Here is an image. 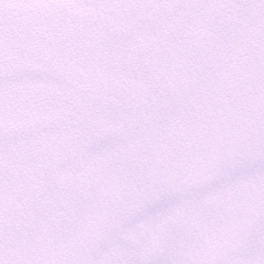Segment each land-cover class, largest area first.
I'll return each instance as SVG.
<instances>
[{"label":"flooded vegetation","instance_id":"flooded-vegetation-1","mask_svg":"<svg viewBox=\"0 0 264 264\" xmlns=\"http://www.w3.org/2000/svg\"><path fill=\"white\" fill-rule=\"evenodd\" d=\"M191 11L0 22V264H264V0Z\"/></svg>","mask_w":264,"mask_h":264},{"label":"rangeland","instance_id":"rangeland-1","mask_svg":"<svg viewBox=\"0 0 264 264\" xmlns=\"http://www.w3.org/2000/svg\"><path fill=\"white\" fill-rule=\"evenodd\" d=\"M16 1V0H13ZM32 1V2H31ZM143 0H102L101 3L105 4L103 8H88L91 5H94L95 2L91 0H54L49 2L48 0H23L20 2H11V3H2L7 5L4 12H11L17 14H30V13H46V14H56L59 12H66L69 14L81 13L82 11H88L90 15L94 13H101L97 18L103 23L106 21L105 11L107 8L113 5L114 8L120 7L121 5L124 9L129 8L131 5H136L133 3H140ZM37 3V4H36ZM0 4V5H2ZM101 10V11H98ZM88 14V12H87ZM126 30H137V27L126 28Z\"/></svg>","mask_w":264,"mask_h":264},{"label":"bare ground","instance_id":"bare-ground-1","mask_svg":"<svg viewBox=\"0 0 264 264\" xmlns=\"http://www.w3.org/2000/svg\"><path fill=\"white\" fill-rule=\"evenodd\" d=\"M2 1H4V2H10L11 0H2ZM20 1H22V0H20ZM49 1H51V0H49ZM52 1H54V0H52Z\"/></svg>","mask_w":264,"mask_h":264}]
</instances>
